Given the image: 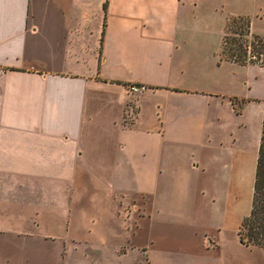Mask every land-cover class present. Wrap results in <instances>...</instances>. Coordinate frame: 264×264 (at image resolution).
Returning <instances> with one entry per match:
<instances>
[{"label":"crops","instance_id":"1","mask_svg":"<svg viewBox=\"0 0 264 264\" xmlns=\"http://www.w3.org/2000/svg\"><path fill=\"white\" fill-rule=\"evenodd\" d=\"M231 14L264 35V0H0V264H254L238 224L216 259L201 238L248 213L261 134L264 66L219 53ZM133 211L172 236L133 238Z\"/></svg>","mask_w":264,"mask_h":264},{"label":"trees","instance_id":"2","mask_svg":"<svg viewBox=\"0 0 264 264\" xmlns=\"http://www.w3.org/2000/svg\"><path fill=\"white\" fill-rule=\"evenodd\" d=\"M249 26L247 15L227 17L220 56L239 64L249 62L264 66V35L252 33ZM237 237L242 244L256 246L264 254V107L250 208L237 228Z\"/></svg>","mask_w":264,"mask_h":264},{"label":"rangeland","instance_id":"3","mask_svg":"<svg viewBox=\"0 0 264 264\" xmlns=\"http://www.w3.org/2000/svg\"><path fill=\"white\" fill-rule=\"evenodd\" d=\"M217 19L213 18L212 20L209 21V24L211 25V28L213 29V32L215 33V23ZM255 28L259 29L261 31H264V21L257 22L255 24ZM261 111L259 112V114ZM254 117H255V112H254ZM260 121H261V114H260ZM256 120V118H254ZM261 125V124H260ZM242 196L239 198L240 202L239 203V209L243 208L244 209V214L248 212V209L250 208V198H249V192H248V187L244 186L242 192L240 193ZM250 201V202H249ZM230 212V211H229ZM216 217L213 218L214 221L218 220V212H215ZM242 221V219H241ZM240 221V215L238 214H231L228 213L227 216L225 217V221L221 224L220 229H213V226H210L209 224H204V233L206 234L203 237V252L205 256L209 259L214 258L216 259L218 257V251L215 249L210 248L209 246V240L212 241L211 239L213 238V233H219V231L223 228H227L229 230H232L236 227V225L241 223ZM45 230L54 233V234H59L62 231L61 226L54 224V225H44L42 226ZM130 227H131V232L136 231V235L132 234L133 238L140 240V241H146L147 245H155L156 242H154L155 238L157 236H172L170 235L169 231L166 229H163L162 227L159 226L157 220H155V216H149L146 214V216L139 217L137 216L136 211L132 212L131 218H130ZM193 227V226H192ZM227 231L230 233L231 231ZM176 233V232H175ZM184 234V231H182ZM131 242V240H130ZM133 242V240H132ZM199 243V242H198ZM197 243V244H198ZM217 244V243H216ZM208 245V247H207ZM245 245V244H243ZM250 247V250L246 249V252H248L249 259H252L254 264H264V254L262 250L256 246L252 245H245ZM206 247V248H205ZM100 262L99 264H111L114 260L115 264H118L115 259L109 258L108 256H103L101 255L100 257ZM74 264H77L78 259L76 257H72L70 259ZM131 261V259H130ZM134 264V262H132Z\"/></svg>","mask_w":264,"mask_h":264},{"label":"built area","instance_id":"4","mask_svg":"<svg viewBox=\"0 0 264 264\" xmlns=\"http://www.w3.org/2000/svg\"><path fill=\"white\" fill-rule=\"evenodd\" d=\"M128 88L131 92L136 93L145 90L147 87L141 83H131Z\"/></svg>","mask_w":264,"mask_h":264}]
</instances>
